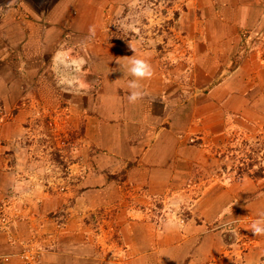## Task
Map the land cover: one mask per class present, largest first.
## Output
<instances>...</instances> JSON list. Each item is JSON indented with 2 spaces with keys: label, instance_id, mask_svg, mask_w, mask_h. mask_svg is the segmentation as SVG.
<instances>
[{
  "label": "crops",
  "instance_id": "obj_1",
  "mask_svg": "<svg viewBox=\"0 0 264 264\" xmlns=\"http://www.w3.org/2000/svg\"><path fill=\"white\" fill-rule=\"evenodd\" d=\"M127 2L0 0V108L10 115L0 122V198L19 185L18 179L24 178L20 171L38 167L37 173H46L45 160L34 164L35 146L27 132L33 129L36 111L61 112L62 100L71 105L72 128H85L76 140L81 147L72 169L82 170L74 192L80 196L78 205L88 210L131 190L170 200V190L182 189L196 176L206 180L202 175L225 163L207 147L223 148L234 131L244 129L240 119L264 126V0H183L199 25L182 32L189 49H182L181 59L188 49L199 72L198 86L190 91L193 98L183 93L187 89L180 82L177 90L170 84L168 62L164 68L155 50L137 41L111 42L106 20L112 19L116 6L120 14ZM91 34L102 35L101 42L78 40ZM76 49L87 65L100 67L94 71L99 77L90 76L82 90H68L66 76L74 72L71 52ZM133 58L145 59L154 74L140 81L143 97L129 103L128 82L134 78L127 69ZM194 133L205 147L190 142ZM246 179L227 187L208 186L192 215L181 221L170 217V202L163 210L168 213L155 220L151 207L114 204L124 211L119 232L123 246L116 262L109 255L100 261L92 235L83 236L88 229L76 217L71 235L62 234L57 252L46 253L43 264H99L95 259L102 264H264V235H253L252 224L244 230L251 238L234 252L222 232L233 221L222 217L235 208L256 220L264 217V178L257 184ZM37 194L44 211L68 202L63 193L39 189ZM24 222L18 219L9 233L0 235V264H17L2 256L16 251L12 243L30 240L27 231L21 232Z\"/></svg>",
  "mask_w": 264,
  "mask_h": 264
},
{
  "label": "rangeland",
  "instance_id": "obj_2",
  "mask_svg": "<svg viewBox=\"0 0 264 264\" xmlns=\"http://www.w3.org/2000/svg\"><path fill=\"white\" fill-rule=\"evenodd\" d=\"M126 2L122 4L124 7L120 14L118 13L119 6H116L112 19L110 21L105 19L106 27L109 25L111 42L132 43L137 41L142 46L155 50L154 54L165 61L164 68L168 62L170 79H172L170 84L176 86L177 90V82H180L187 89L183 93L190 95V91L192 93L198 86L196 78L199 72L197 66L193 65L194 58L188 52L189 47H186L188 39L182 32L188 31L191 25L197 24V18L192 17L196 15L189 13L188 6L183 0H126ZM190 16L191 18H189ZM93 20L96 26H103L101 20ZM101 36L91 34L86 38H78V40L84 43H97L101 42ZM73 44L76 43L73 42L71 46H75ZM184 48H188L187 55L185 54V58L181 59V51ZM70 52L66 51L65 55H70ZM71 57L75 61L71 66L74 68V72H70V75L66 76V79L69 80L68 90L71 87L73 90H82L83 84H86L90 76H94L95 79L99 77L94 71H99L100 67L97 66L98 69H95L90 64L87 65L77 49L71 52ZM60 88H62L61 84ZM179 91L181 92V90ZM190 96L194 97L193 94ZM67 102V99L60 101L62 110L64 108L65 111L60 112L58 109L57 112L47 111L45 113L41 110L39 113L36 111V114L31 117L33 129L27 132L29 138L27 140L35 146L33 158L35 163H33L37 164V161L45 160L46 164L43 163L42 166L46 168V173L45 171L44 174L37 173L40 169L38 167L34 169L28 167L27 172L20 171L24 178L18 179L19 185L8 190L0 198V235L9 233L16 221L21 219V221H25V227L21 232L27 231L30 236V240L27 242L12 243L16 251L2 256L7 263L15 260L17 264H43L45 255L57 252L59 238H62V234H64L63 237L71 235L70 229L73 224L71 220L76 217L81 220V227L88 229L85 230L83 236L92 235V243L96 251H99L96 255L101 257L100 261L103 258L108 259V256L104 255H109V258L113 256L114 258L111 260L116 262L118 261L116 258L121 256L118 255L119 248L123 246L120 242L119 232L121 233L123 230L120 225V216L124 214V211H118L117 205L114 206V204L120 203L121 208L126 206L132 209L143 207L147 210L148 207H151L154 210V215H151L153 213L150 212L149 215L155 220L168 213L163 210L167 209L168 202H170L169 210L167 209L170 212V217L175 216L181 221L192 215L197 206L196 202L203 196L208 186L224 183V186L227 187L237 181L239 184L245 183L248 181L246 177L257 184L258 180L264 178V126L240 119L244 129L234 131L233 135L229 137L230 141L223 148L206 146L211 150L212 155L219 158L223 156L226 160L219 168L214 166V170L212 169L210 174L202 175L206 176V180L196 176L182 189L170 190V200H167V195L156 199L155 196H143L131 190L118 196L117 201L105 205H95L94 209L88 210L85 206L78 205L80 196L74 192L76 180L81 176L82 170L80 167L72 169L78 159L77 149L81 147H76V140L85 135V128L81 124L76 127L77 130L72 128L70 124L71 105ZM65 103L66 105L63 106ZM1 111L4 112V115H0V122H3L10 115H7L2 108H0ZM196 136L195 133L191 135L190 142L199 143L200 146L205 147L203 140ZM79 144L81 145V142ZM18 163L19 161L14 163L16 169ZM39 189L51 195L63 193V195H67L68 202L61 208L44 211L43 201L38 200ZM222 219H233V221L225 223L222 232L228 241L226 246L229 247L230 252H234L236 245H242L244 241L251 238L250 235L244 234V230L248 224H253L256 221L255 215L253 217L248 215L245 209L238 211L235 208L224 214ZM232 223L233 226L238 227V230L235 228V232ZM107 237H110V240L104 242L103 238ZM95 260V263L102 264L97 259Z\"/></svg>",
  "mask_w": 264,
  "mask_h": 264
},
{
  "label": "clouds",
  "instance_id": "obj_3",
  "mask_svg": "<svg viewBox=\"0 0 264 264\" xmlns=\"http://www.w3.org/2000/svg\"><path fill=\"white\" fill-rule=\"evenodd\" d=\"M127 70L134 78L128 82V101L135 103L144 95L140 81L152 78L154 73L151 64L142 58L131 59ZM251 231L253 235H264V217L253 222Z\"/></svg>",
  "mask_w": 264,
  "mask_h": 264
},
{
  "label": "built area",
  "instance_id": "obj_4",
  "mask_svg": "<svg viewBox=\"0 0 264 264\" xmlns=\"http://www.w3.org/2000/svg\"><path fill=\"white\" fill-rule=\"evenodd\" d=\"M0 115H1V116H2V115H4V112H3V111H1V112H0Z\"/></svg>",
  "mask_w": 264,
  "mask_h": 264
}]
</instances>
